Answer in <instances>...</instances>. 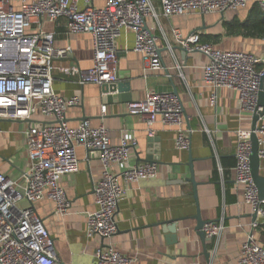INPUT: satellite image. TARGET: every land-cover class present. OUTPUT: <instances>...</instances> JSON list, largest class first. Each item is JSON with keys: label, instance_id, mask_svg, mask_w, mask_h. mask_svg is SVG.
Returning <instances> with one entry per match:
<instances>
[{"label": "built area", "instance_id": "1", "mask_svg": "<svg viewBox=\"0 0 264 264\" xmlns=\"http://www.w3.org/2000/svg\"><path fill=\"white\" fill-rule=\"evenodd\" d=\"M161 14L170 16L189 11L224 12L244 7L247 0H159ZM264 10V0H258ZM66 19L68 33L86 32L92 39V65L80 69L75 65L55 67L53 60L65 58L70 48H57L54 34L42 27V21ZM159 17L153 0H105L101 7L94 0H0V119L29 120L40 115L49 120L27 125L23 131L29 166L18 178L0 172V264H60L53 238L36 210L48 199L55 213L64 217L71 201L60 179L79 170L77 147L98 152L101 178L93 185L95 209L86 211L85 236L109 238L117 232L115 215L127 187L143 179L156 178L155 161L129 164L137 141L121 137L113 143L103 124L94 126L88 118L75 126L68 124L66 113L78 106L81 97H64L53 90V71L78 77L80 84H111L118 81L116 41L122 31L134 34L132 50L141 55L144 71L163 69L153 32ZM150 23V24H149ZM177 45L187 51H199L207 57L202 82L209 87V102L214 105L218 90L228 88L237 93L240 111L254 114L264 76V55L242 50L217 49L201 40L198 32L183 35L172 28ZM102 115L106 105L101 106ZM126 112L140 116L146 132L153 136V125L159 122L173 129L178 150L190 148L189 130L184 128L183 106L171 91L147 90L138 101L126 103ZM262 122V123H261ZM259 146L264 142V118L255 130ZM250 130L236 131L233 167L234 183L241 188L243 201L254 220L241 244L238 264H264L263 246L254 232L264 225V199L259 198L251 173ZM264 157V147L259 148ZM120 168L115 171L113 168ZM224 230L222 220L203 226L206 238L215 239ZM94 257L100 264H134L136 257L119 252L112 244L100 246Z\"/></svg>", "mask_w": 264, "mask_h": 264}, {"label": "crops", "instance_id": "2", "mask_svg": "<svg viewBox=\"0 0 264 264\" xmlns=\"http://www.w3.org/2000/svg\"><path fill=\"white\" fill-rule=\"evenodd\" d=\"M257 1L247 0L244 7L224 12L189 11L163 16L159 0H153L159 12L153 32L163 63L161 70L144 71L141 55L132 50V31H122L116 41L118 82L130 87L131 101L141 100L147 90L157 91L158 87L170 84L175 88L183 106V126L189 130L188 150L176 149L173 129L159 122L153 125L152 136L158 141L150 147L151 136L146 132L145 122L140 116L126 112L128 102L108 100L101 92V85H82L77 76L60 72L58 68L53 71V90L57 94L81 97L78 106L67 110L69 125L75 126L88 118L94 126L103 124L113 143L123 136L134 138L137 145L131 152L129 164L146 162L145 157L152 154L159 166L156 178L143 179L127 187L115 215L118 229L114 235L86 238L84 213L95 209L93 185L101 178L102 166L97 151L78 146L79 170L60 179L71 201L70 212L64 217L58 216L53 202L48 199L36 206L53 238L60 264H100L94 257L95 251L108 244L126 256L136 257L134 264H238L241 244L254 218L243 201L241 188L234 183V145L236 131L251 130L253 117L240 111L237 93L231 89H219L216 103L209 102L211 89L202 82L207 57L199 51L184 53L171 30L177 28L183 35L198 32L201 40L212 43L217 49L242 50L263 56L264 37L240 26ZM104 3L105 0H94L97 7ZM42 27L53 32L55 47L70 48L67 57L53 60L55 67H91L93 51L89 33H68L63 17L54 22L42 21ZM102 105H106L104 115ZM45 122L49 120L40 115L24 121L0 119V172L18 178L28 168L23 131L28 124ZM260 147H264V142ZM190 158L198 183L201 218L224 223L221 235L205 243L195 230L196 203L188 180ZM113 169L119 171L120 168ZM259 172L264 176V157L260 158ZM172 220H176L177 241L169 244L165 230ZM254 239L264 245L261 231L254 232Z\"/></svg>", "mask_w": 264, "mask_h": 264}, {"label": "water", "instance_id": "3", "mask_svg": "<svg viewBox=\"0 0 264 264\" xmlns=\"http://www.w3.org/2000/svg\"><path fill=\"white\" fill-rule=\"evenodd\" d=\"M179 48L185 53L187 50L181 46ZM101 92L105 94V98L108 100H114L115 102H129L131 101V94L129 92L130 87L127 84H123L121 82H115L111 84H102L101 86ZM158 92H165V91H171L176 93L175 88L170 85H166L164 87H158L157 89ZM114 98V99H113ZM257 106L262 107L263 111H260L258 113H254L252 115V125H251V133H250V140H251V157H250V162H251V173L253 177V181L257 187L259 198L264 199V176H262L259 172L260 168V158H259V141H258V136L255 132L257 128V124L259 123L261 118H264V76L262 77L260 88H259V93H258V101H257ZM158 138L151 137L148 139L149 146L155 145L157 143ZM152 152L153 149H152ZM145 161L147 162H152L154 161V156L151 154H148L145 157ZM189 166V171H190V177L189 181L191 182L194 190V199L196 203V214L194 215V218L196 219V226L195 230L197 235L200 237L201 241L203 243L206 242L208 238H206L205 233L203 231V226L204 224L210 222V221H205L201 218V214L199 211V205H198V200H197V182L194 179V173H193V168L191 164V158L188 163ZM254 218V215H253ZM167 230L166 233L168 235L166 236L167 243L169 244H174L177 241V236H176V220L170 221V224L166 227ZM264 249V245H263ZM205 255L207 256L208 253L205 252Z\"/></svg>", "mask_w": 264, "mask_h": 264}, {"label": "trees", "instance_id": "4", "mask_svg": "<svg viewBox=\"0 0 264 264\" xmlns=\"http://www.w3.org/2000/svg\"><path fill=\"white\" fill-rule=\"evenodd\" d=\"M240 26L264 37V10L260 8L258 3L253 5L248 18ZM259 231L264 237V225Z\"/></svg>", "mask_w": 264, "mask_h": 264}]
</instances>
